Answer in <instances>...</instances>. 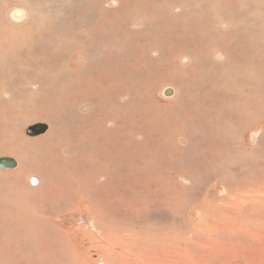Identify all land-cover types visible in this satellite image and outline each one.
Masks as SVG:
<instances>
[{
    "label": "bare ground",
    "instance_id": "6f19581e",
    "mask_svg": "<svg viewBox=\"0 0 264 264\" xmlns=\"http://www.w3.org/2000/svg\"><path fill=\"white\" fill-rule=\"evenodd\" d=\"M70 1V22L68 14L66 20L57 16L40 19L42 0L0 1V80L13 87L24 83L25 98L29 91L31 97L37 96L39 106L36 111L20 109L26 100L18 96L19 89L6 90L0 82V157L5 154L8 157L1 158L17 163L15 169H0V179H15L0 189V246H12V253L22 256L27 264L34 261L35 246H67L65 233L53 224L54 218L63 216L56 207L80 192L82 204H87L84 219L93 221L88 242L99 237L107 246L102 247L99 264L133 263L141 247L135 254L122 240L109 241L113 239L105 232L111 234L116 227L105 223L102 216L115 211L126 226L134 220L139 223L140 216L156 208L177 209L180 203L176 201L178 193L172 192L177 189L173 176L187 177L183 186L192 192L195 185L191 177L213 176V166H217L225 169L223 184L216 179L203 191H195L201 200L209 197L216 203L192 201L185 220L202 236H194L196 242L205 240L202 247L216 249L191 264H230L225 254L236 245L229 240L222 246V238L226 239L227 228L234 227L253 239H247L251 245H241L231 264H246L251 254L255 255L253 264H264V222L245 219L238 223L239 215L250 206L264 205V187L257 189L259 185L245 179L242 187L229 186L225 180L227 175L228 179L237 176L238 168L233 164L245 158L263 163L258 161L259 146L264 144L258 106L264 103V93L257 95L258 76L250 67L253 64L246 65L242 57L245 44L251 41L229 33L236 31L230 26L233 24L223 22L222 14L214 8H205L208 0H112L115 8L106 7L111 0ZM216 1L221 2L220 9L235 6L237 1L264 5V0ZM57 2L65 3L53 0ZM251 19L244 17L239 22L245 32L256 19L263 20V15L253 22ZM115 50H120L119 56H113ZM133 50L136 53L131 54ZM227 63L233 70L247 66L251 105L245 108L244 121L227 117L225 93L215 91L212 85L223 82L220 75ZM21 68L33 74L18 77ZM183 82L186 84L181 87ZM161 85L157 94L163 90L165 100H173L171 106L151 101L153 90ZM240 111L239 115L245 116V111ZM183 112L185 118L180 117ZM170 113L180 120L172 121ZM15 115L19 120L13 118ZM38 120L47 125L46 133L28 139L24 131ZM172 129L181 132L177 140L187 145H175V154L167 151L173 142L168 135ZM246 132L254 133L251 149L244 143ZM183 156L191 159L185 171L175 167L176 157ZM152 182L159 186L157 192L139 191L140 186ZM219 189L223 192L220 198ZM142 204H148L146 211ZM36 212L43 222H36ZM193 213L198 214L197 223L190 219ZM234 215L239 217L233 220ZM94 218L102 221L101 232ZM6 220L14 221L11 227ZM126 227L120 229L127 232L129 224ZM15 228L21 233L17 235ZM143 247L142 264H156L148 259L147 250L151 249ZM163 247L157 259L164 253L166 259L182 256L178 245ZM77 257L73 254L71 262Z\"/></svg>",
    "mask_w": 264,
    "mask_h": 264
},
{
    "label": "rangeland",
    "instance_id": "374dc122",
    "mask_svg": "<svg viewBox=\"0 0 264 264\" xmlns=\"http://www.w3.org/2000/svg\"><path fill=\"white\" fill-rule=\"evenodd\" d=\"M42 1L43 2L41 4V7L38 9V11H39L38 13L41 16L40 19H42L46 16H49V18H48V20H49L51 17L54 18L55 16H57L59 18V20H61V19L66 20V17L68 14V22L71 21V16H70L71 11L70 10L72 9V4H73L72 1L69 2V0H64L65 1L64 5L61 4V2L53 3V0H42ZM44 1H45V3H44ZM206 1L207 0H200V3H202V2L205 3ZM219 3H221V2H217L216 0H212V1L208 0V2H206L205 8H209V7L214 8L217 13L222 14L223 22L233 24L230 26L232 29H235L236 31L230 30V31H228L229 33H235V34L239 35L241 38H245V39L251 41V42H247L249 44H245L246 54L244 53L242 57H243L244 63L246 65H250V63H251V65L253 64L250 67L255 69L254 70L255 75L258 76L256 83H255L257 86L256 93H257V95L261 96L260 94L264 93V49H263V47H264V43H263V41H264V22H263V20H264V12H263L264 11V5L261 3L245 4V3H239V1H237L235 6H228L224 9H222V8L220 9V6L218 5ZM46 4H47V6H46ZM105 5H106V7L115 8L116 3H114L111 0V1L106 2ZM43 6H44V8H43ZM11 8H13V7H9L8 10ZM47 8H48V11L46 10ZM224 11H226V12H224ZM65 13H66V15H65ZM260 14L263 15V20L257 21L256 18ZM249 16H252V19L250 20L251 22H253V20L256 19V24H251L250 26L245 28V30L247 31V32H245L243 30L244 28L240 27L239 24H241V23H239V22H241L242 18H244V17L247 18ZM235 23H238V24H235ZM131 36H133V35H131ZM254 42L256 45L254 44ZM255 46H256V50L254 49ZM119 53H120V50H115L113 52V56L114 55L119 56ZM133 53H136V50H133L131 52V54H133ZM20 61H22V60H20ZM22 64H23V62H22ZM246 67L247 66H242L239 70H233V69H230L231 65L228 64V67L225 68L223 70L222 74L220 75L223 77V82L217 81V83H215V82L212 83L215 91H217V92L221 91V92L225 93V96H226V101H225L226 115H227V117H229L233 121H235L236 118H241V119H243L242 121H244L246 118L245 108H249L251 105L250 101L247 99L250 96L248 94L250 87L248 88L249 81L246 78V77H248V71H247ZM20 70H19L20 75L18 77L30 76L33 74V73L25 72V70L23 68H21ZM73 70H75V68H73ZM232 70H233V72H232ZM136 73L137 72H135V71L133 72V74H136ZM140 74H142V73H140ZM213 74H215V72ZM148 75H151V74H148ZM34 78H35V76H34ZM212 78H213V80H216V78H214V77H212ZM0 82L4 83L3 78H1ZM185 84H186L185 82H183L182 84L179 83V85L181 87L184 86ZM8 85L9 84L4 83V87L6 88V90L12 91L13 89H19L18 96L21 95L24 98V100H26V101H24L25 102L24 104L20 105V107H19L20 109L22 108L26 111H29L32 108H34L36 111V108L38 106L36 103L37 96L34 97L32 95V97H31L29 91H27V98H25L26 91H23V89H22V87L24 86V83H22L18 87H13L12 85H9V86H12L10 89L7 88ZM164 85H167V84H164ZM164 85H161L158 88L153 90L152 94L150 95V97L152 98L151 101H156L160 104L171 106L173 103V100H165V98L163 96V90H162V92H160V96L162 98L159 96V94H157L158 91L160 90V88ZM68 94L72 95V92H69ZM238 104H239V106H237ZM26 105H28V106H26ZM240 109H243L245 111V116H244V114L241 116L239 115L241 113ZM238 112H240V113H238ZM65 115L69 116V113L65 112ZM4 117H5V115H4ZM14 117H16L15 118L16 121L19 120L18 115L13 116V118ZM180 117L185 118L186 117L185 112H183ZM170 118L172 121L180 120L179 117L173 115L172 113H170ZM261 120H264V103H261L258 106V125L260 128H263L264 127V121H261ZM42 123H45V122L40 121V120L35 121L33 124L28 126L27 130L34 125H38V124H42ZM263 130L264 129H260L259 131L264 132ZM24 133L28 139L35 138L34 136H29L28 131L27 132L24 131ZM44 133H46V132H44ZM44 133H42V134H44ZM180 133H181L180 131H177L175 129H172L169 131L168 135L170 138L173 139V142L169 146L167 151H170L173 154H175L177 152L174 149L175 145L178 147L179 146L180 147H186L187 146V145L184 146L183 144H181L177 140V137ZM253 136H254V133H250V132H246L245 135L243 136V138L245 140L244 141L245 146L247 148L249 147V149H251V147L253 145V142H252ZM184 138L186 139V137H184ZM6 144H7V141H6ZM4 145H5V143H4ZM259 148H260V152L258 154V161L263 162V163H260L258 165V164H255L254 162H251L250 160H247L245 158V160L243 159L241 162L233 164V166L236 167V169L238 168L237 170H235V173L237 174V176L228 179L227 178L228 175H227L225 180L227 181L226 183L228 185L230 184L232 186L236 185V187H242L241 181L243 179H245V180L251 181L252 183L257 184V186L259 185L257 187V189L260 187H264V185H263L264 184L263 183L264 182V144L259 146ZM243 153L245 155H247L246 152H243ZM3 155H5V154H2L1 157H8V156H3ZM158 156H161V154ZM184 157H185V160L182 159ZM162 159L164 160V162H166L165 158L162 157ZM176 159L179 161H177V163L175 164V167H177L178 169L183 170V171L188 170V164L191 161V159L189 157H187V156H183L181 158L176 157ZM252 165H255V166H252ZM213 167L215 169L213 176L211 174L207 173L206 175L200 174L199 176L196 175L194 177H191V180L193 181V184L195 185V187H194L195 191L196 190H197V192H199L200 190L203 191L209 185L215 183L214 180H216V179L219 180V183H218L219 185L223 184L222 176H223V171L225 169H223L221 167H217V166H213ZM173 179L176 181L175 184L177 185V189L176 190L172 189V192L178 193V195L176 197V201L178 203H180V205L177 207V209H167L166 207L156 208L152 212L148 213V215H146L145 217L140 216L139 217V223H134L136 220H134L133 222H129L128 224H129L130 230L127 232H125L123 229H120V228H125L126 226L128 227V224L125 226L124 225V224H126L125 220L120 219L119 216L116 214V212L112 210L113 213L111 215H107V216L103 215L102 216V220L105 221V223L107 221H109L110 224H112L113 226L116 227L114 232H111V234L107 231L105 232V235L107 234L111 239H113V240H110L108 238L109 241H112V242L115 241V243H116V240H118V241L122 240V243H123L122 245L130 246L133 249V253L135 252V254L139 253L136 250L138 247H141L140 253H143L144 252L143 246H147L148 247L147 249H149V248L151 249V250H147L148 251L147 254L150 255L148 257V259L151 263L154 262L156 264H176V263L177 264H191V263L198 260L197 259L198 256H200V255L204 256V257L206 255L208 256L209 255L208 250L216 249V248H212L211 246H208L210 248L202 247L201 245L205 242V240L200 242V243L195 241L194 236H197V237H202V236L197 232L194 233L191 229L190 224L188 222H186L185 220H187V216H188L187 211L192 206V203L195 204V202L199 201L200 198L198 197V195L195 191L187 192L189 187L186 188L183 186V185H187L185 183L187 177L177 178L176 176H173ZM14 180L15 179H13V178L2 177L0 179V189H2L7 183H13ZM182 180L183 181L185 180V181L183 182ZM99 183L102 184L103 182H99ZM36 184L39 185L38 182H36ZM38 185H36L35 187H37ZM94 188H97V187H94ZM158 189H159V186L157 185V183L155 186V182L146 183V184L139 187V191L148 190L151 192H157ZM221 195H223V192L219 189L218 197L220 198ZM54 199H58V198H53V200ZM83 199H84V197H83L82 193L77 192L75 194L70 195L66 200H64V202L61 205H59V206L56 205L57 206L56 210L63 213V216L54 218L53 224H54V226L59 227L62 230V232L65 233V244L67 246H35L34 247V261L32 264H51V263L52 264H99V260L101 259V256H102V254H101L102 247H107V246H103L104 245L103 242L101 240H99L100 238L97 236H96L97 238H94L95 240L92 239L91 242H88L90 239L87 237V235L90 234L92 236V234L90 233L91 232L90 229H94V228H91V226L93 225V221H89L88 219H84L87 217L88 214L85 213L87 204L86 203L82 204ZM189 201H190V203H189ZM192 201H194V202H192ZM212 201H214V200L213 199L211 200L209 197L202 198V200H201V202H205L206 205L207 204L214 205L216 203V202H212ZM53 202L54 203H52V204L56 203V201H53ZM147 207H148V204H142L141 205V209L143 211H146ZM250 207L251 208H249V211H243L242 214L239 215L240 218H239L238 223L242 224L245 219H248L252 223H255L254 222V220H255L256 222L262 224V221L264 222V205L262 207H257V206H250ZM150 208H152V207H150ZM150 208H148V209H150ZM61 209H62V211H61ZM175 216L177 218H175ZM239 216L234 215L233 220ZM107 217H109V218H107ZM196 218H198L197 213H193L190 217V219L194 223H197ZM1 219L5 220L4 217ZM35 220H36V222H43L44 221V219L42 220V215L38 214V212L35 213ZM35 220H33V221L35 222ZM123 220H124V222H123ZM184 221L186 222V224ZM12 222H14V221L6 220V225L11 227ZM94 222H95V225L97 226L98 230H100V232H101L102 221L100 219L96 220L94 218ZM131 224L134 225V227H135L134 229H132ZM180 225H181V227H179ZM174 227H175V229H173ZM15 231H16L17 235L21 233V229H19V228H15ZM177 231H179V232H177ZM251 231H252V228H249V233ZM69 233H71L70 236H69ZM96 234H98V233H96ZM223 236L224 237L226 236L225 237L226 239L222 238V246H227V244L229 243V240L231 243L233 242L236 245L234 248H230L229 250H227V253L225 254L228 257L230 264L233 262L235 263V261H233V258H234L233 256L242 247L241 245L243 243L244 244H250L251 242L248 241L247 239H253L252 237L247 238V237H249L248 233L242 232L241 228L236 229L235 227L232 229L227 228L225 231V234ZM250 236H252V235H250ZM231 237H233V238L231 239ZM161 238H162V240H161ZM168 239H169V241H168ZM184 240L187 241L186 243H188L189 245H187ZM257 242H260V240L257 239ZM95 243H97V244H95ZM178 243H180V244H178ZM194 243H196V244H194ZM263 243H264V237H263ZM164 245H167V246L178 245V247L180 249L179 253H181V251H182V256L176 257V258H171V259L170 258L166 259L164 257V255H165V253H164V254L160 255L159 259H157L156 254L163 252L161 250V248L164 249V247H163ZM257 246H260L259 243ZM178 247H176V248H178ZM11 250H12V246H10V245L9 246L8 245L0 246V264H27L25 261L22 260L23 259L22 256L18 257L16 254L12 253ZM194 252H195V254H197V256L194 255ZM75 253H77L78 259H75V261L73 263V262H71V256ZM140 253H139V257L135 256L137 258V260L135 262L132 261L133 263H130V264H142L143 263L141 260L142 256ZM184 254H185V256H184ZM252 255L253 254L249 255V258H248L246 264H253ZM253 256H255V255H253ZM105 264H108L107 261H105Z\"/></svg>",
    "mask_w": 264,
    "mask_h": 264
},
{
    "label": "water",
    "instance_id": "95a60500",
    "mask_svg": "<svg viewBox=\"0 0 264 264\" xmlns=\"http://www.w3.org/2000/svg\"><path fill=\"white\" fill-rule=\"evenodd\" d=\"M47 130V125L38 124L28 129L29 136H37ZM17 166L16 161L9 158H0V169H15Z\"/></svg>",
    "mask_w": 264,
    "mask_h": 264
}]
</instances>
